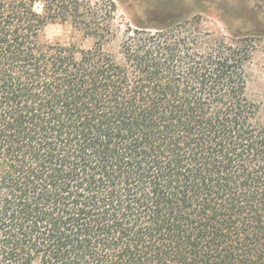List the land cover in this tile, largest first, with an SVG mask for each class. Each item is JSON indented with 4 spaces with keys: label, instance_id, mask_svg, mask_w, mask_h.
<instances>
[{
    "label": "trees",
    "instance_id": "obj_1",
    "mask_svg": "<svg viewBox=\"0 0 264 264\" xmlns=\"http://www.w3.org/2000/svg\"><path fill=\"white\" fill-rule=\"evenodd\" d=\"M121 1L0 0V264H264L258 33Z\"/></svg>",
    "mask_w": 264,
    "mask_h": 264
},
{
    "label": "rangeland",
    "instance_id": "obj_2",
    "mask_svg": "<svg viewBox=\"0 0 264 264\" xmlns=\"http://www.w3.org/2000/svg\"><path fill=\"white\" fill-rule=\"evenodd\" d=\"M93 2L98 0H91ZM118 5V19L115 25L120 29L126 26L135 27L134 19L127 14V8L121 0H114ZM160 1V0H158ZM186 8L191 14H199L203 18V27L211 31H220L230 37L229 25L222 13L237 14L246 18L242 24L237 20H230L232 27L243 29L249 33H258L250 36L256 51L253 55V63L250 69V92L262 106L264 119V0H175ZM254 16L262 21L259 24L253 22ZM258 26L255 27V26ZM263 31V32H262ZM50 40H65L68 30L62 26L50 25L46 29Z\"/></svg>",
    "mask_w": 264,
    "mask_h": 264
}]
</instances>
